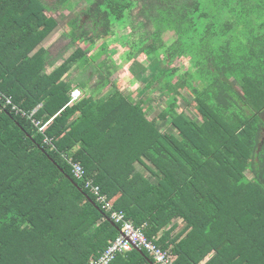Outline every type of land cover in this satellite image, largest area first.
<instances>
[{
  "label": "trees",
  "instance_id": "16d2710c",
  "mask_svg": "<svg viewBox=\"0 0 264 264\" xmlns=\"http://www.w3.org/2000/svg\"><path fill=\"white\" fill-rule=\"evenodd\" d=\"M86 2L68 14L73 44L108 36L119 2L141 33L146 59L128 60L139 98L119 89L87 47L53 58L43 42L60 19L46 0H0V264L99 256L119 226L88 178L177 264H264V0ZM164 47L178 59L193 52L195 65L164 68ZM74 69L78 80L67 78ZM73 80L89 94L69 103ZM6 97L27 113L37 108L33 117L49 121L44 131ZM64 154L83 165L84 178ZM177 219L183 227L170 238ZM110 264L157 263L133 248Z\"/></svg>",
  "mask_w": 264,
  "mask_h": 264
},
{
  "label": "rangeland",
  "instance_id": "374dc122",
  "mask_svg": "<svg viewBox=\"0 0 264 264\" xmlns=\"http://www.w3.org/2000/svg\"><path fill=\"white\" fill-rule=\"evenodd\" d=\"M86 1L88 0H75V2H77L78 4L74 5V8L73 6H71L66 9L55 10L51 8L54 0H46L49 5L48 12L54 17H58L60 19V23L56 27V29L49 36H47L46 40L43 42V45L45 47L47 46L53 58L55 56H59L61 52L63 55L64 53L69 55L74 51L76 45L87 47L90 50L89 56L91 58H96V62L99 63L100 68L106 74L112 76L111 79H113L119 89L127 91L129 93V97L131 96V98H139L141 94H139L138 90L141 88L142 82L139 76L132 72L129 65L130 63L128 64V60L132 58V56L134 57L133 59H137L140 62H144L146 59L144 54L148 53V51H144V42L141 38V33L135 31L134 28L136 27L134 25H128L129 23L125 21L123 17V10L119 2L114 3L115 5H113L118 16L116 17L115 14H111L112 29L110 31L111 33L108 36H105L104 38L101 37L99 39L95 37V43L91 41L89 43L80 41L73 44L71 42L70 35L67 33V31L69 30L67 28V21L69 17L68 14L73 9L74 10L71 11L69 15L77 14L79 10L87 6L88 2ZM108 5L109 4H107V7ZM111 6L112 4L109 5L110 10L112 9ZM91 43L93 44L90 45ZM100 49L104 51L101 52V54H99L98 56V54L96 53ZM160 52L161 56L159 59L161 60L162 66H164V68L171 67L168 61H173L172 64L174 65H184L185 68H192L195 65L196 59L193 52L187 53L181 59H178L177 54H175V52L169 51L166 47L160 49ZM58 63H60V61H58ZM49 70H51V68ZM79 73L80 71L74 69L70 72L67 78L78 80ZM90 73L91 72L87 73V76ZM98 77V75L94 74L91 78H89L88 87L94 86L99 79ZM88 87L86 89H89ZM106 88L110 89L111 87L109 86ZM184 91L188 97L193 95V91ZM86 94H89L88 91H86ZM84 95L85 93L83 92V96ZM150 95H156V93L151 92ZM156 103H159L158 100L156 101ZM193 105H195V102H193ZM149 115L151 116V114ZM262 117L264 119V111Z\"/></svg>",
  "mask_w": 264,
  "mask_h": 264
},
{
  "label": "built area",
  "instance_id": "2783aa9c",
  "mask_svg": "<svg viewBox=\"0 0 264 264\" xmlns=\"http://www.w3.org/2000/svg\"><path fill=\"white\" fill-rule=\"evenodd\" d=\"M82 97V90L75 87L70 91L69 103L76 102ZM6 103L11 104L12 109L16 113L30 118L40 131H44L49 121L41 123V121L33 117L37 108L27 113L14 104L11 97H6ZM45 142L50 143L51 140L46 137ZM63 156L71 165L74 176L79 179L84 178L86 172L83 165L72 156L66 154ZM85 187L90 189V192L96 197L97 202L101 203L102 207L109 213V219L119 226V232L116 238L99 254V256L92 258L89 264H110L118 253H124L133 248H144L154 258L157 264H177L175 257H173L167 249H164L155 240L147 237L144 230L145 225L137 227L130 218L125 217V213L122 210L113 209V202L108 199L106 194L101 192L100 186L95 185L91 178L85 180Z\"/></svg>",
  "mask_w": 264,
  "mask_h": 264
},
{
  "label": "crops",
  "instance_id": "0c3cea01",
  "mask_svg": "<svg viewBox=\"0 0 264 264\" xmlns=\"http://www.w3.org/2000/svg\"><path fill=\"white\" fill-rule=\"evenodd\" d=\"M50 69V68H49ZM74 82H75V86L74 87H78V88H81L80 86H78L79 84H78V81H75V80H73ZM74 89V88H73ZM82 89V88H81ZM82 91L85 93V95H86V90H83L82 89ZM126 93H127V91H125ZM129 94V93H128ZM84 95V96H85ZM155 113H156V109L155 110H152V112L150 113L151 114V116L153 117L154 115H155ZM137 167V170H139V171H145V169L140 165V164H137L136 165ZM145 173V172H144ZM173 224H175V228H174V231H173V233L169 236L170 238H173L175 235L174 234H177L180 230H181V228L183 227V222L181 221V220H175L174 222H173ZM169 227H171L170 225L167 227V228H169ZM161 236V233L159 234V237Z\"/></svg>",
  "mask_w": 264,
  "mask_h": 264
}]
</instances>
